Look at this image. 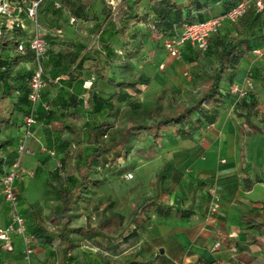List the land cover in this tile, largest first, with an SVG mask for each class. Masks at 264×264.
<instances>
[{"label": "crops", "instance_id": "0c3cea01", "mask_svg": "<svg viewBox=\"0 0 264 264\" xmlns=\"http://www.w3.org/2000/svg\"><path fill=\"white\" fill-rule=\"evenodd\" d=\"M143 3L150 4L148 0H144ZM17 16L18 21L28 24V30L25 28L27 35L35 31V25L34 27L30 25L34 22L26 14L19 12ZM75 21L71 18L70 24L73 25ZM108 29L100 41L97 40L98 36L96 37V45L93 48L88 45L91 38L87 31H83L77 39H69L64 35H59L61 39L58 41L48 38V52L43 56L45 67L52 78L63 79L64 82L49 85L44 90L39 103L40 113L45 112L44 105L51 104L54 105L52 107L54 116L61 119L63 126L71 123V118L59 116V108L63 103L70 102L71 95H76L84 107L90 96L88 84L96 80L98 72L115 81L148 80L146 95L156 101L164 92L165 100L169 99L166 96V92L169 91L160 88L161 79L163 80L161 72L165 68L167 52L159 51L156 54L155 49L148 52L149 55L153 54L155 65L160 66V71L155 65L154 67L142 65V61L146 59L143 52L138 58L132 59L133 45L123 50L125 59L123 63H111V55L121 50L122 43L126 44L132 40L127 38L130 31L128 29L124 37L116 35V31H112V26ZM41 32L46 33L42 29ZM72 56L78 57L76 63L72 61ZM31 59L33 58L30 54L18 68L29 67ZM176 60L174 58L167 60V66L170 68L167 74L168 83H177L185 78L189 82L191 79L195 80L193 85L204 80L202 65L205 60L197 58L194 47L188 45L182 53V59ZM81 61L82 65L75 71ZM216 67L212 66L213 69ZM248 79L255 82L254 96L246 101L248 105L250 104L249 107L239 111L251 114V122L256 129L234 115L235 104L232 101L225 109L219 110L216 124L211 126L201 124L199 128L193 129L189 138L168 134L157 141L158 147L155 149L157 154L155 160L159 162L157 173L164 163L169 165L164 183L168 195L163 197V201L175 210L172 212L159 208L153 210L148 227L117 253L104 251L95 244L90 247L79 244L72 254L79 264H122L124 256L131 258L139 256L134 264H238L237 258L241 255L246 259H258L264 263V231L258 228L250 229L247 226L250 219L264 221V166L259 161L264 159V150L261 151L259 148V141L264 139V46L244 59L235 81L243 85ZM190 88L194 90L193 86ZM97 91L102 98H108L116 93L114 87L102 81L98 83ZM124 93L133 95L131 91ZM181 96V93H177L175 101L180 103ZM121 105L123 113L128 110L127 101ZM164 107L167 109L165 101ZM71 112L70 109L69 113ZM52 125L58 126L54 122ZM49 127L51 128V125ZM13 135L9 130L5 136ZM67 138L65 133L63 139ZM244 139L249 140L248 147ZM54 140L52 136L51 144H55ZM32 143L38 144L33 140L29 145ZM64 150V147L61 148L63 154ZM260 155L263 158H260ZM30 162H33L38 174L33 178L19 180L17 192L21 198L20 204L26 199L28 203L40 207L45 201L46 176L41 170L40 159L27 157L24 161L25 167ZM138 170L144 176L150 174L149 171ZM152 186L153 194L154 183ZM213 192L220 203L217 214L210 212ZM30 212L31 225L35 226L34 221L37 219L46 222V219L38 216L36 210ZM8 218V206L0 201V227L9 224ZM47 231L52 234L49 229ZM221 235L225 236L224 246L215 251L214 245L221 239ZM14 244L16 252L9 254L1 249L0 243V264H27L23 257L22 239L15 237ZM112 246L109 244V248ZM235 248L237 252L239 251L237 254L233 253ZM62 249L63 245L59 240L53 241L51 246H38L33 264H62ZM86 253L91 255V258Z\"/></svg>", "mask_w": 264, "mask_h": 264}, {"label": "trees", "instance_id": "16d2710c", "mask_svg": "<svg viewBox=\"0 0 264 264\" xmlns=\"http://www.w3.org/2000/svg\"><path fill=\"white\" fill-rule=\"evenodd\" d=\"M3 1L8 3L11 13L18 10L21 14H26L28 17V8L33 2L38 0ZM100 1L102 4L101 14L104 16L106 22L96 29L98 41L109 31L108 28L112 26L113 19V9L108 5L106 0ZM142 1L143 0H137L135 4L130 7L128 12L123 15L122 25L115 34L124 37L130 23H144V25L150 28L149 30H151V32H155L158 35L156 46L160 49H165L164 42L177 37L186 26L203 22L210 18L224 17L243 0H148L150 2V12L144 17H142L136 9ZM48 5H51V7L55 9L59 4L54 0H45L42 2L38 10V18L42 10ZM82 13V8L74 5L73 18L75 20H80L82 18ZM42 37L48 46V38L45 34H42ZM134 40L126 44L122 43L121 50L115 51L111 55L110 62L123 63L125 61L123 50L125 48H130L132 45V59L138 58L144 49V44L139 43L138 47H136L137 43ZM22 44L25 45V50L20 52L19 46ZM187 46L188 44L183 47L182 53ZM263 46L264 13L259 14L252 7L237 23L226 21L220 31L210 39L207 51L201 52L198 50L199 53L205 57V63L202 65V70L204 72V80L202 82L208 84L209 87L203 91L199 97L189 99L185 107L174 113L165 109V93L162 92L157 97L153 110L150 113L151 124L143 125L145 123H141L140 125L139 123L138 126L126 129L123 131L122 138L118 141H113L109 146L103 145L100 141V139L106 137L108 133L109 125L105 121L109 118L117 119L120 117L123 113V106L121 104H123L124 101H127V108L129 111L144 117L140 103L143 95L141 88L148 85V80L132 79L115 81L98 72L96 74V80L88 84L90 96L86 100L85 106L90 112L93 123H91L92 125L90 124L84 127V135L86 136V140L82 141L84 145V154L83 156L74 157L77 161L75 174L64 180L62 178V169H57L55 173L47 175L44 181L46 189L57 194L60 203V206L56 208L55 214L49 220L51 227L56 229L57 232L49 234L45 227V221L41 219L35 220L34 222L36 225L29 227L24 217L27 235L32 238L33 253L31 255V264H33L36 248L41 245L51 246L55 240H59L61 245H63L62 264H79L77 259L71 254V252L76 249V244H78L75 243L74 235L81 236L84 241L93 242L92 245L95 244L104 251L110 250L117 253L122 247L139 236V233L148 227L150 214L153 210L159 208L169 212L174 211V207H171L163 201V197L168 195V190L164 189V183L167 179L169 169V165L164 163L155 176L153 195L141 199L136 209L131 213V231H121L119 236L113 239L101 231H94L87 227H73L72 225L74 206H79L81 202L87 204L88 202L86 201H89L90 198L87 199L86 195L92 193V187L101 188L104 184L102 180L95 179L92 176L96 167L102 169L107 166L106 168H109L107 164L108 161H110V158L116 157V149L120 147L123 148V142L130 137L133 132H149L153 140L157 142L168 134L175 137L189 138L192 135L193 129L199 128L201 124H208L209 126L216 124L220 114L219 110L222 108L225 109L226 105L233 101V95L230 90L232 85L238 84L235 78L244 59ZM47 52L48 49L45 54ZM30 54L33 58L30 61L31 65L26 68H18ZM43 56L41 57V64L44 67L43 81L45 87L42 91L41 100L44 90L49 85H58L59 82H64L63 79L51 77L45 67ZM77 60L78 57L76 56L72 58L74 63H76ZM82 62L83 61L79 63L75 71L79 70ZM105 65H107V62H105ZM214 65L217 66L215 69L212 68ZM36 69L37 63L35 53L30 49L27 43L25 31L16 24L12 29H8L6 25L3 24L0 31V186L3 178L18 160V149L24 137L26 118L34 114L36 118L34 129L38 126V111H36L35 106L30 101L31 81ZM100 81L114 87L116 93L108 98L100 97L97 91ZM252 81L254 82L253 79ZM125 91H131L133 95H126V93H124ZM251 96H254V92L249 93L248 96L243 98L240 102L235 103L234 115L237 118L244 119L248 126L255 128L251 122V114H244L239 111V109L249 107L250 104L248 105L246 101L249 97L251 98ZM82 106L78 97L76 95H71L70 102L63 103L58 110V114H60L59 116L62 118L69 117L74 120L79 119L82 115ZM70 109L72 110L71 113H69ZM52 115H54V113H52ZM52 115L41 113V117ZM22 123L24 124L23 131H21ZM64 128L66 130H72L73 123L64 124ZM9 130H11L12 135L13 133L14 135L6 137V132ZM34 136L38 139L35 134ZM73 143L75 142H72V144ZM64 148L67 152L65 150L63 152H65L64 155L67 157L70 152L65 146ZM122 150L125 151L124 148ZM0 201L5 202L3 199H0ZM20 201L21 198L19 195V202ZM20 209L24 216L25 214L21 208V204ZM97 210L98 213L101 211L99 209ZM101 215H103V210ZM143 215H146V218L143 217ZM247 226L250 229L258 228L264 231V221L250 219ZM109 244L113 245L112 248H109ZM1 249L11 254L14 252L15 246L12 251H7L1 244ZM89 253L92 254L91 252ZM138 257L139 256L131 258L130 256H124L122 264H134ZM25 258L26 254L24 252V260ZM248 264L264 263L258 259H250Z\"/></svg>", "mask_w": 264, "mask_h": 264}, {"label": "rangeland", "instance_id": "374dc122", "mask_svg": "<svg viewBox=\"0 0 264 264\" xmlns=\"http://www.w3.org/2000/svg\"><path fill=\"white\" fill-rule=\"evenodd\" d=\"M54 1L57 2L60 7L54 9L51 7V5H48L39 14V26L46 32V37L52 38L53 41L60 40L61 38L59 37V35H64V37L67 36V38L69 39H77L82 35L83 31H87L89 38H91L88 42V45L91 48L95 47L97 37L96 29L101 27L106 22L104 16H102L101 14V1ZM106 1L108 5L113 9L112 31L115 32L120 29L122 25L123 15L128 12L130 7H132L137 0ZM143 2L144 0L136 8L139 14L142 15V17L146 16L147 11L150 10V4ZM74 5L80 6L83 13L82 18L80 20L76 19L75 23L71 25V18L74 17ZM19 12L20 11L17 10L16 12L14 11L12 13L7 12L6 15H0V31L3 24L6 25L8 29H11L13 27V24L18 22L17 15L19 14ZM20 22L23 23V25H26V29L28 30V24H24V22L22 21ZM30 25L34 27V23H30ZM127 29L130 30L128 32L127 38L132 40L137 39L134 40L137 43L136 47H138L139 43L144 44V49L142 52L144 53L143 57L146 59L142 61V65L154 67V65L156 64L155 58H153V54L149 55L148 52L151 49H155L154 51L156 52V54L159 51H163L166 53V50L163 48L156 49L158 35L155 32H151V30H149L150 28L144 25V23L137 24L135 22L134 24H130ZM195 51L198 59L202 58L203 60H205V57L200 54L196 48ZM166 58L168 60L171 57L167 55ZM167 60L165 59L166 65L164 64V71L161 72L163 74V80L161 79L160 88H164L169 91L166 92V96H168L169 99L166 98L165 103L167 110L174 113L175 111H178L179 109L185 107L188 104L189 99L193 97H199L201 93H203V91H205L209 87V85L205 82H195V84L192 85L195 80L191 79L189 82V80H186L185 78H183V80H181L180 82L178 81L177 83H168L167 74L170 68L167 66ZM155 67L160 71V66L155 65ZM190 86H193L194 90H191ZM141 89L143 95L141 97L140 103L142 107L141 111L144 117H141L139 116V114L131 112L128 109L117 119L109 118L108 120H106L105 122L109 125V129L108 133L106 134L107 136L100 139L103 145L109 146L113 143V141L120 140L122 138L123 131L128 128L138 126L139 123L140 125L141 123H145L143 125L151 124L152 121L150 113L153 110L155 99L153 97H149L148 94L146 95L147 87L144 86ZM171 89L173 93L172 91H170ZM194 91L196 93H194ZM177 93L182 94L180 103L175 101ZM241 100L242 99L239 96H233V104H235L236 102H240ZM39 103L35 106L36 111H38V126L34 129V134L38 137L41 144L32 143L29 145L28 153H26L21 160V167L28 178H33L38 174L36 172L35 166H33V162H30V164L25 167L24 161L27 157L36 160L40 159L39 164H42L41 170H43V174L45 176L55 173L57 169H62V178L66 180V178L75 174V166L77 161L74 159V157H78L81 155L83 156L84 154V145L82 144V141L86 140V136L84 135V127L93 123L90 112L88 108L84 106L81 118L75 120L72 119L71 123H73V125L75 124L74 127L72 128V130H66L61 119L57 118L56 115H52V107H54V105H44V113H46L47 115L51 114L52 116L41 117V113L39 112ZM52 122L58 124V126H53ZM50 125L51 128L49 127ZM23 126L24 124L22 123V129ZM65 133L68 138L64 140L63 136L65 135ZM52 136L55 139V144H51ZM244 141L246 147H248L249 140L244 139ZM30 142L33 141L31 140ZM59 142L61 143L59 144ZM72 142L75 143L72 144ZM65 145L70 152L69 156L67 157L61 151V148H63ZM42 146L48 150L54 151L56 155L54 157L50 156L43 151ZM157 147V142L153 140L152 135L149 132H133V134L123 142V148L125 149V151H123V148L121 147L116 149V157L110 158V161H108L107 163L109 168H106L107 166L102 169L96 167V170L92 176L95 179L102 180L104 184L101 186V188L92 187V193L86 195L87 199L90 198L89 201H86L88 202L87 204L85 202H81L79 206H74V212L72 214L73 227H87L94 231H101L102 233L113 239L117 238L121 231H131L132 226H130V222L132 211L136 209L141 199L151 197L150 195L152 194V185L155 181V176L159 169L157 166L159 162L155 160L157 158V154L155 151ZM259 148L261 149V151L264 150V139L259 141ZM260 158L263 157L260 155ZM259 161L261 162L260 164L264 166V159ZM138 169L149 171L150 174H146L144 176ZM127 175H131L128 180L125 178ZM44 198V205H41L40 207L28 203V201L24 199L21 204L22 208L24 207V217L26 218L29 227H32L30 223L32 214L30 211L36 210L38 216L46 219L45 227H47V230L49 229L50 232L54 234L55 232H57V230L51 227L49 218L55 214L56 208L60 206V203L57 194L47 190L45 186ZM97 209L101 211H99L98 213ZM102 210L103 215L105 216L101 215ZM143 217L146 218V215H143ZM8 222H10L9 218ZM73 237L75 243H78L76 244L77 246H79V244H85L87 247H90L93 243L82 240V237L79 235H74ZM15 252L16 248L13 253ZM87 253L86 255L90 256L91 258V255H88ZM71 254H73V251L71 252ZM244 257L245 256L241 255L237 258L238 264H248L250 259H246Z\"/></svg>", "mask_w": 264, "mask_h": 264}, {"label": "built area", "instance_id": "2783aa9c", "mask_svg": "<svg viewBox=\"0 0 264 264\" xmlns=\"http://www.w3.org/2000/svg\"><path fill=\"white\" fill-rule=\"evenodd\" d=\"M45 0H38L33 2L28 8V17L34 22L35 31L31 34H26L27 43L30 49L35 53L37 69L31 81V94L30 101L36 106L41 101L42 91L45 87L43 81L44 67L41 64V57L45 54L48 49L46 41L43 39L41 29L39 26L38 10L40 4ZM57 7H60L57 5ZM254 8L257 13H264V0H243L236 7L231 9L229 13L224 17L210 18L203 22H198L186 26L177 37L166 40L164 42V48L168 55L174 59H181L182 49L185 45H190L201 52H206L208 49L209 41L217 34L221 27L226 21L231 23H237L240 21L248 12L250 8ZM7 12L11 13L10 6L7 2L0 0V14L6 15ZM21 27L25 31V25L18 21L14 25ZM13 28V27H12ZM11 28V29H12ZM25 45L19 46V51L23 52ZM163 68V67H162ZM231 94L233 96H239L241 99L248 96L249 93L255 91V84L252 79H248L243 85L234 84L231 87ZM36 125L35 115L32 114L25 120L24 137L20 142L18 149V160L11 167L8 174L3 178L1 182L0 199H3L8 206L10 222L7 226L0 228V243L7 251L14 249V238L19 237L22 239L24 244V252L26 254L27 264H31L32 250V238L27 235L26 221L22 215L19 202V194L17 192V182L21 179L26 178V174L21 167V160L23 156L28 153V147L30 141L34 140L38 144L40 141L35 138L33 129ZM43 151L54 157L56 153L52 150H48L43 147ZM131 175L126 178L129 179ZM213 201L211 204L210 212L217 214L220 210L219 199L213 192ZM225 242V236L221 235V239L215 243L214 250L218 251L223 248ZM237 249H233V253H236Z\"/></svg>", "mask_w": 264, "mask_h": 264}]
</instances>
